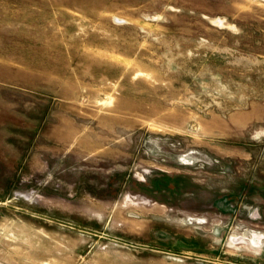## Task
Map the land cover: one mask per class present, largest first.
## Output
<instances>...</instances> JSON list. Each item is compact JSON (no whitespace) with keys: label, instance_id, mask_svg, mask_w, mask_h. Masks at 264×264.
Listing matches in <instances>:
<instances>
[{"label":"rangeland","instance_id":"374dc122","mask_svg":"<svg viewBox=\"0 0 264 264\" xmlns=\"http://www.w3.org/2000/svg\"><path fill=\"white\" fill-rule=\"evenodd\" d=\"M0 264H264V0H0Z\"/></svg>","mask_w":264,"mask_h":264}]
</instances>
